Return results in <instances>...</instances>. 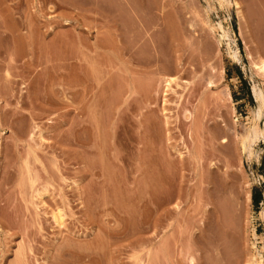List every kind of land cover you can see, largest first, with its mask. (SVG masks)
Returning a JSON list of instances; mask_svg holds the SVG:
<instances>
[{"label": "rangeland", "instance_id": "374dc122", "mask_svg": "<svg viewBox=\"0 0 264 264\" xmlns=\"http://www.w3.org/2000/svg\"><path fill=\"white\" fill-rule=\"evenodd\" d=\"M238 1L0 0V264H264V0Z\"/></svg>", "mask_w": 264, "mask_h": 264}, {"label": "bare ground", "instance_id": "6f19581e", "mask_svg": "<svg viewBox=\"0 0 264 264\" xmlns=\"http://www.w3.org/2000/svg\"><path fill=\"white\" fill-rule=\"evenodd\" d=\"M229 1H233V3H234V5L236 6V7H238V0H229ZM10 30V29H9ZM12 30V29H11ZM25 32H24V52L26 51L25 49L27 48V44H28V41H27V39H28V28H26L25 27V30H24ZM11 32V31H10ZM13 33V32H12ZM14 37V36H13ZM12 39V38H11ZM14 40V39H13ZM12 41V40H11ZM20 41V40H19ZM15 42V41H14ZM14 42H12V45H14L13 43ZM18 42V41H17ZM21 42V41H20ZM21 45V44H20ZM13 48H15V47H17V44L15 45V47L14 46H12ZM22 47V46H21ZM18 48H20V47H18ZM28 49V48H27ZM18 50V49H17ZM16 51V50H15ZM19 51V50H18ZM22 51H23V49H22ZM23 52V53H24ZM27 52H28V50H27ZM20 53H21V51H20ZM25 54V53H24ZM23 54V55H24ZM25 56V55H24ZM26 57V56H25ZM24 60H25V58H24ZM26 61V60H25ZM25 63V62H24ZM253 89V88H252ZM252 91H254L253 93L257 96L256 98L258 99V101H259V96H261V94L259 95L258 93H257V91L255 90V89H253ZM259 95V96H258ZM260 99H261V97H260ZM264 214V213H263ZM58 220V219H57ZM59 222V221H58ZM60 223V222H59Z\"/></svg>", "mask_w": 264, "mask_h": 264}, {"label": "trees", "instance_id": "16d2710c", "mask_svg": "<svg viewBox=\"0 0 264 264\" xmlns=\"http://www.w3.org/2000/svg\"><path fill=\"white\" fill-rule=\"evenodd\" d=\"M259 196L260 194L258 193L257 195H254V202L257 203L259 201Z\"/></svg>", "mask_w": 264, "mask_h": 264}]
</instances>
